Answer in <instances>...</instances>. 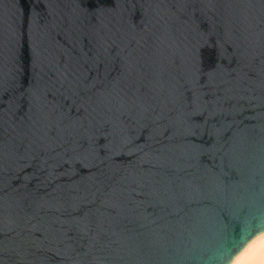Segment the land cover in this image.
I'll use <instances>...</instances> for the list:
<instances>
[{
  "label": "water",
  "instance_id": "obj_1",
  "mask_svg": "<svg viewBox=\"0 0 264 264\" xmlns=\"http://www.w3.org/2000/svg\"><path fill=\"white\" fill-rule=\"evenodd\" d=\"M0 40L3 264H198L264 206V5L0 0Z\"/></svg>",
  "mask_w": 264,
  "mask_h": 264
},
{
  "label": "clouds",
  "instance_id": "obj_2",
  "mask_svg": "<svg viewBox=\"0 0 264 264\" xmlns=\"http://www.w3.org/2000/svg\"><path fill=\"white\" fill-rule=\"evenodd\" d=\"M236 232L220 229L215 242L198 258V264H264V206L255 205L249 214L238 215Z\"/></svg>",
  "mask_w": 264,
  "mask_h": 264
},
{
  "label": "snow or ice",
  "instance_id": "obj_3",
  "mask_svg": "<svg viewBox=\"0 0 264 264\" xmlns=\"http://www.w3.org/2000/svg\"><path fill=\"white\" fill-rule=\"evenodd\" d=\"M54 2V0H49V3ZM131 3L133 5V7H135L136 4V0H125V5H127V3ZM166 3L175 5V6H183V7H187L189 4L195 5L196 3H206V2H210V0H165ZM249 2L252 3H259L261 5H264V0H249ZM101 12H103L104 10L101 9ZM226 42H222L220 47L222 50V53L227 52V49H225L224 44ZM233 45H235V42L233 41ZM18 47H19V41H14L13 42V55H17L18 54ZM33 55H35V45H33ZM110 51V50H109ZM4 54V44L3 41L0 40V57H2ZM98 58L99 56H102L103 53L102 52H98ZM233 56H237L239 55V49L235 48V50L232 52ZM255 61V57H253V62ZM261 62L264 63V53L261 54ZM239 63H244V59L241 58L238 61ZM237 71H239V68L237 69ZM126 72H127V81H126V85H125V95L129 96L130 98H136L139 97L140 95H142V88L137 86V81H136V69L132 66H128L126 68ZM244 76L248 77L249 79L254 78L253 72L251 69H249L248 72L243 73ZM82 87L84 89H89V85L87 83V81L82 82ZM4 156V145L2 142H0V161H2V158ZM8 237L5 236V239H7ZM105 242V238L102 235H97L95 238H91V243L93 246H98V245H103ZM3 245V241H0V264H3V260L5 258L10 259V257H6L5 256V249L2 246Z\"/></svg>",
  "mask_w": 264,
  "mask_h": 264
}]
</instances>
